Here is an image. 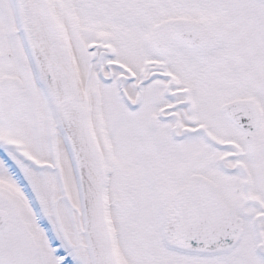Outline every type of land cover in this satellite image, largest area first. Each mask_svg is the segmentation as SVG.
<instances>
[{
    "label": "snow or ice",
    "instance_id": "1",
    "mask_svg": "<svg viewBox=\"0 0 264 264\" xmlns=\"http://www.w3.org/2000/svg\"><path fill=\"white\" fill-rule=\"evenodd\" d=\"M0 264H264V0H0Z\"/></svg>",
    "mask_w": 264,
    "mask_h": 264
}]
</instances>
